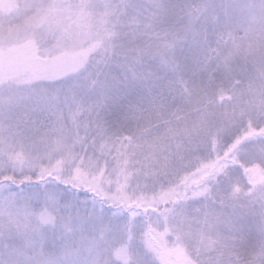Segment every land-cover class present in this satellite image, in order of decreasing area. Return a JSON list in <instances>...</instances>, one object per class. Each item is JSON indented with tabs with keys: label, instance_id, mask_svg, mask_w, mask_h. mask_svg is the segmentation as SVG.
I'll use <instances>...</instances> for the list:
<instances>
[{
	"label": "snow or ice",
	"instance_id": "6c2138e0",
	"mask_svg": "<svg viewBox=\"0 0 264 264\" xmlns=\"http://www.w3.org/2000/svg\"><path fill=\"white\" fill-rule=\"evenodd\" d=\"M0 264H264V0H0Z\"/></svg>",
	"mask_w": 264,
	"mask_h": 264
}]
</instances>
